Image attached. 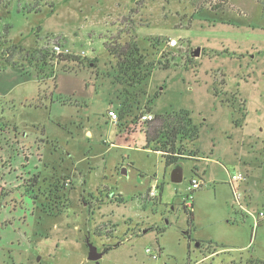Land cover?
Segmentation results:
<instances>
[{
    "label": "rangeland",
    "instance_id": "obj_1",
    "mask_svg": "<svg viewBox=\"0 0 264 264\" xmlns=\"http://www.w3.org/2000/svg\"><path fill=\"white\" fill-rule=\"evenodd\" d=\"M7 25L9 32L5 29ZM133 39L145 64L160 65L155 66L142 86L129 88L125 94L114 83L117 61L106 47L124 46ZM171 40L177 41L176 47L169 46ZM54 45L68 49L70 54L55 55ZM13 46L24 51L12 54ZM197 48L199 55L194 57ZM35 50L48 55L43 66L31 61L40 87L35 103L48 100L50 105L40 111L42 114L37 112V118L43 121L41 128L52 139L51 131L57 124L53 118H47V113L52 117L55 112L70 113L69 104L74 105L79 97L91 94L93 98L87 102L89 111H84L86 106L79 112L80 122L93 133V138L89 144L86 142L89 137L77 125L60 126L65 140L58 143L64 155L60 178L68 179L75 167L82 172V183L85 182L75 181L74 190L80 187V191L71 194L70 200L67 191L71 186H64L60 194L66 200L52 209L61 212L56 216L45 214L43 205H50L57 181L52 180L42 191L34 188V195L37 193V200L42 202V209L36 214V229L40 237L45 236L41 243L33 236L32 240L37 242L32 243L33 251H39L35 260L41 258L34 264H264L254 260L264 261V222L254 228L252 221H237L234 224L246 227L247 233L243 240L231 241L227 234L231 222H219L223 213L220 196L208 202L211 214L207 215V208L196 213V205L202 206L195 202L198 190L193 194L195 212L190 222V213L176 199L163 200L170 203L168 208L160 203V184L167 176L165 164L161 156L139 150L145 146L141 145L144 135L139 142L131 143L133 148L125 152L128 158L120 157L115 166V150L104 153L110 149V141L103 134H96L107 129L109 110L118 114V122L124 127L132 125L129 130L133 131L146 130L147 125L139 122L143 113L155 117L188 111L199 135L194 142L184 139L176 145L185 158L178 166L185 172L182 184L189 179L192 165L189 161H194L197 154L221 165L219 186L224 178L222 166L230 174L241 172L246 177L252 176L260 157L249 155L251 166L241 169L233 166L232 155L236 154L237 162L239 152L248 149L254 153L249 145H255L257 137L264 145V0H6L5 8L0 9V65L3 60H9L13 66L28 65L29 54ZM5 51L9 56L4 55ZM7 66L10 67L3 65L0 71ZM77 72L83 74L75 76ZM56 75L72 76L82 82L84 75L94 86L89 84L86 90L77 86L54 88L52 81ZM2 90L0 85V107L6 108L9 104L2 101ZM26 92L30 94L29 86L19 89L17 94ZM50 97L55 100L50 101ZM58 97L68 103H59ZM217 98L231 107L223 110ZM126 99L136 109L122 117L121 103ZM13 110H6L4 115L0 112L7 117L13 116L10 114ZM20 110L24 114L34 112L27 107ZM54 144L48 140L47 146ZM83 144H89L90 149L80 151ZM122 169L126 174L121 175ZM192 172L191 178L198 177L194 169ZM255 179L262 193L260 179L257 176ZM153 184L158 185L157 197L149 195ZM101 185L103 189L99 190ZM116 187L129 190L123 200L115 194ZM210 187L212 184L205 188ZM260 192L250 195L252 212L261 207ZM208 216L211 219L206 222ZM232 235L235 236V231ZM86 239L103 253L98 262L87 259ZM80 243L86 251L84 258L78 249ZM104 248H109L108 252L104 253ZM147 248L156 253L157 260L145 253ZM5 264H12V259Z\"/></svg>",
    "mask_w": 264,
    "mask_h": 264
},
{
    "label": "crops",
    "instance_id": "obj_2",
    "mask_svg": "<svg viewBox=\"0 0 264 264\" xmlns=\"http://www.w3.org/2000/svg\"><path fill=\"white\" fill-rule=\"evenodd\" d=\"M2 74L4 76H2V80L0 81V85L3 88L1 97L2 101H7L9 105L6 108L1 106L0 111L2 110L4 115L6 110L11 111L17 108V106H19L20 108L16 111L13 110L10 113L13 116L8 115L7 117H5L0 112V264H5V261L8 259H12V264H34L33 261L39 262L41 258H39L38 261L35 260V255L39 251H33L32 243L33 245L37 243L36 241L34 242L32 240L33 236H35L34 240H38L39 243H41V240L45 237H40L42 235H38L39 231L36 229V214L42 209V202L40 203L39 199L34 202L26 194H24L23 185H25L26 181L29 180L32 176H37L38 183L34 188L42 191L44 186H47L49 182L60 178V176L62 175L60 161L63 162L62 157L64 155L60 152L59 144H63L65 140L63 139L64 134L61 133L60 126H65L67 124L77 125L84 132V136L89 137L88 139H86V142L90 144V139L93 138V133L90 130L86 129L83 123L80 122L81 118L79 111L86 106L87 109L84 111H89L90 107L89 105H87V102L91 101L93 97L91 96V94L79 97V99L75 100L76 102H74V105L69 104V106H67H71L70 113L65 114L55 112V115L53 117L50 116V112L47 113V118H53V120L57 124L56 128L53 127V130L51 131L52 139H50L46 135V131L41 128L43 125L42 119L37 118V112L44 110V108L46 109L50 107V105H47L48 100H46L45 103L43 101L41 102L40 100V103L38 105L37 103H35L36 98L39 96L38 94L40 92V87L38 86V81L36 78L37 76L34 73V69L29 65H17L10 67L7 66L2 68V70L0 71V75ZM69 74H76L75 76H81L83 73L77 72L75 74ZM81 78H83V82L82 80L74 78L72 76L56 75V77L53 79L54 81H51L55 85L54 88L60 86L75 88L77 86L78 88L83 87L86 90L89 84L94 86V83H92V81L88 82L86 76L83 75ZM26 86L30 87V94L29 92H26L24 94L18 95L17 91H19V89L26 88ZM52 100L55 99L50 97V101ZM219 101L220 99L218 100V102ZM41 104H45V106H42ZM219 105L222 109L231 107L222 102H219ZM21 107H27V109H30V111L34 112L24 114L23 111L20 110ZM50 110L52 111V108ZM223 110L226 111V109ZM23 115L27 116L25 117ZM107 126L108 127L105 131L102 132V130H98V133L96 132V134L99 136L103 134L102 136H106L107 140L110 141V149H105L104 153H111L113 150H115L114 153L116 154L117 158L114 159L113 164L115 166H118V164L120 163V157L128 158L125 152L133 148L131 143L134 140L138 142L140 141L142 135H144V128H138L133 131L129 130V127H131L132 125L124 127L123 123L118 122L116 124L117 129H115V125L110 121L108 122ZM257 139L258 142L255 143V145H249V149L254 150V153L251 154L248 149L239 152V159L237 162H235L236 154L234 153V155L232 156L234 159L233 166L235 167L236 165L238 168L241 166V169H248V165L251 166V163H248L249 155L251 156L256 154L258 157H260L257 159V164L255 163V166H257L258 169L253 170V172L251 173L253 174L252 176L246 177L243 187L248 192V199L246 200L245 204L249 209L250 195L253 197L254 193L256 194L257 191L260 192L259 187H257L256 185L255 177L257 176V178L260 179L259 185L262 188V193L260 192L261 207L258 210H264V145L260 138L257 137ZM48 140L56 142V144L58 145L57 148H52L55 147L56 144H54V146L51 145L52 147L47 146ZM89 144L81 145L79 150L87 151L88 148L90 149ZM141 145H145L144 147L139 148V150H141L143 153L153 152L156 155L161 156L159 152L153 151L151 147L147 146L145 136H143V138L141 139ZM192 147H194L193 143ZM229 147H231V143L229 144ZM210 152L212 153L213 151ZM104 153L102 154L105 155ZM66 156L68 157L69 154H67ZM110 156H112V154ZM222 161H226V159L222 158ZM189 162L192 164L190 167L191 175L193 173L192 169H194L196 175L202 181L201 188L195 194L196 204L197 202H199L202 206L199 207L198 205H196V213L197 210L199 211L198 213H202V211H207L206 208L211 209V206H208V202H214L216 200V195H219L222 200L221 208L223 211L222 218H220L219 222H231L229 226L230 228L227 229V234L231 241L239 242L240 240H243L247 233V228H238L237 224L234 223H236L237 221L243 223L246 221L253 222V220L250 216H247L245 213L237 210L233 206L232 201L231 203L229 202L230 198H232L230 187L228 185L230 173L222 166L224 178L220 183V185L222 186H219V173L221 172V168L219 166L221 165L217 160L211 158L209 159L206 156H200L199 154H197L194 161ZM201 163L206 164L202 165ZM209 163L211 164L210 168ZM213 165L217 166L219 169H215ZM90 169L91 168H89V170ZM173 169V167H165V174H167V176L163 180V183L160 184L159 201L160 203H163V205L167 208V205L170 203L167 204V201L163 202L166 197H168V199L170 198L171 202H173L172 200L176 199L178 203L182 205L183 196L186 192L188 181L191 178L190 175L185 184H182L185 175V172L182 168L180 182L173 183L170 181ZM120 173L121 175H124L126 174V171L122 169ZM82 179V172H80L78 168L74 167L73 169H71V174L68 178V180L70 181L69 186H71L67 191L68 200H70L71 194L80 191V187H78L77 190H74V183L75 181L82 183ZM165 180L168 181L167 183L169 185L166 184ZM84 182L82 184H84ZM156 182L157 181L155 180V183ZM211 184L212 187L208 189L205 188L207 185ZM154 185L155 184L150 187H153ZM103 186H105L104 188L108 187L107 189L109 190H111L110 188H112V185H110V188L109 185ZM100 188L101 189L99 190L103 189L102 185ZM171 192H173V198L171 197ZM127 193H129V190L127 188L116 187L115 194L117 196H120L122 200ZM2 194L4 195L3 197ZM132 194L133 193L130 192V196L133 197ZM13 202L17 204H13ZM195 202L193 201L191 213H193V211L195 212ZM83 209L85 210L86 208L83 207ZM171 210L173 211L172 207ZM63 214L64 213H62L61 215ZM208 214H211L210 210L207 215ZM229 218L230 220H228ZM210 219L211 217H206V222H208ZM233 231H235V236L232 235ZM78 249L80 250L82 255L86 252L84 251L81 243L78 245ZM87 253L88 250L85 254L87 255ZM84 256L85 255H83L82 258H84ZM254 260L264 262L263 260L256 258H254Z\"/></svg>",
    "mask_w": 264,
    "mask_h": 264
},
{
    "label": "trees",
    "instance_id": "obj_3",
    "mask_svg": "<svg viewBox=\"0 0 264 264\" xmlns=\"http://www.w3.org/2000/svg\"><path fill=\"white\" fill-rule=\"evenodd\" d=\"M5 6L6 0H0V9L5 8ZM5 29L6 32H9L10 26L7 25ZM134 39L131 43L127 42L124 46H116L112 49H110V47H106L109 55L114 56L117 61V76L116 78H114V83L119 85V87L122 88V91H124L125 94H128L129 88L134 89L135 87L142 86L146 79L151 75L152 71L155 70V66L160 65V63L145 64L144 59L139 54L137 42ZM20 49L21 48L13 46L11 48V51L13 52L12 54H14L16 50L22 51ZM5 54L9 56L7 51L4 52V55ZM46 56H48L47 52L42 50H35L34 52H31L29 54V60H27V64L35 68L34 64L31 62L33 60L37 64L39 63L43 66L46 62ZM64 57L62 58L68 59V57ZM3 65L13 66V64H11L9 60H3V64L0 65V69ZM161 69H166V67ZM57 101L63 105L68 103V100H62L61 98H58ZM121 107L122 117L132 114L136 109L134 108L133 103H130L127 99L121 103ZM148 111L150 110L148 109ZM144 124L147 125V128L144 131L146 144L148 147H151L153 151L160 153L165 167L176 168L180 165V161H183L185 159L180 150H176L178 141L185 139L194 142L195 140H197L199 135V128L193 123L188 111L180 110L178 113L172 115H156L152 121L146 122ZM66 179V177L55 179L58 184L56 183L55 187L52 188L54 189L53 192L55 193H53L52 198H50V205H43L45 214L49 216H56L61 213L59 212V210H57V212H54V210L52 211V209L59 208V202H63L64 200H66L64 194H60V192H63V184ZM59 182L61 183L59 184ZM37 183L38 177L32 176L29 180L26 181V184L23 185L24 194H26L34 202L38 198L37 193H35L36 195H34V187L37 185ZM3 196L4 195L2 194V197ZM189 221H192V213H190ZM108 250L109 248H104V253L108 252Z\"/></svg>",
    "mask_w": 264,
    "mask_h": 264
},
{
    "label": "built area",
    "instance_id": "obj_4",
    "mask_svg": "<svg viewBox=\"0 0 264 264\" xmlns=\"http://www.w3.org/2000/svg\"><path fill=\"white\" fill-rule=\"evenodd\" d=\"M177 41L171 40L169 42L170 47H176ZM52 51L55 55L59 56H65L69 55L70 51L68 49H63L59 45H54L52 47ZM108 120L116 125L119 121L118 114L114 110H109L107 112ZM154 119V116L150 113H145L139 116V122L140 123H146L150 122ZM246 180V176L243 175L241 172H235L233 174L229 175L228 185L230 187L231 191V197L233 199V206L245 213L247 216H250L253 220V226L254 228L258 225L259 222H264V210H258L256 212H252L250 209L247 208L245 202L248 199L247 198V191L244 189V183ZM65 187H68L70 185V181L67 179L64 181L63 184ZM202 186V181L199 177H192L188 181L186 192L183 196L182 200V207L185 211H188L189 213L192 212V204H193V194L195 191L199 190ZM157 188L158 186L154 185L149 190V195L153 197H157ZM145 253L149 255V257L152 260H157L158 256L156 253H153L149 248L145 249Z\"/></svg>",
    "mask_w": 264,
    "mask_h": 264
},
{
    "label": "water",
    "instance_id": "obj_5",
    "mask_svg": "<svg viewBox=\"0 0 264 264\" xmlns=\"http://www.w3.org/2000/svg\"><path fill=\"white\" fill-rule=\"evenodd\" d=\"M198 55H199V49L197 48L193 52V56L197 57ZM180 180H181V169L179 167H176L173 169V171L171 173L170 181L173 183H177V182H180ZM86 245L88 248L87 259L89 261L98 262L101 259V257L103 256V253L98 252L97 248L93 244H91L88 241V239H86ZM195 246L198 247V243H196Z\"/></svg>",
    "mask_w": 264,
    "mask_h": 264
}]
</instances>
